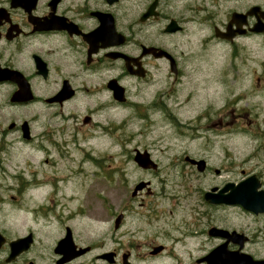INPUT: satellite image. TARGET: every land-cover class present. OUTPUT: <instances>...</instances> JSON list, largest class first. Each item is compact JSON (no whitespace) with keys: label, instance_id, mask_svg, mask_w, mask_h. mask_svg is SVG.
<instances>
[{"label":"flooded vegetation","instance_id":"af4514ba","mask_svg":"<svg viewBox=\"0 0 264 264\" xmlns=\"http://www.w3.org/2000/svg\"><path fill=\"white\" fill-rule=\"evenodd\" d=\"M128 2L0 0V264H208L205 258L218 246L226 255L244 254L264 264L263 155L253 151L231 154L226 149V133L229 138L247 134L246 127L250 125L237 107L236 96L232 98V107H227L219 100L217 103L195 100L196 92L189 89L186 101L192 110L186 121L170 117L171 124L181 123L186 128L187 150L172 159L174 167L179 168L176 175L184 178L183 198L199 195L192 208L198 216L190 227L181 229L180 237L124 238L129 230L123 228L130 217H136L137 205L149 213L150 219L153 217L145 196L156 193L154 176L140 178L131 185L129 173L124 170L125 186L119 184L125 193L119 196L111 184L106 205L101 208L107 223L106 238H90L80 231L76 222L82 216L81 211H85L82 206L71 209L65 201L57 202L53 198L51 204L45 201L29 207L27 202L31 199L27 195L39 187L33 180V176L38 178L36 172L21 165L7 169L18 144L26 150L40 137L54 147L60 144L69 153L65 146L74 142L73 137L81 126H99L94 114L115 104L130 109L143 103L131 97L130 86L124 84L127 79L155 81L151 77L152 67L160 73L162 62L168 64L173 79H182L187 72L182 68L180 56L163 43L162 35L174 37L185 33L186 25L193 22L211 26V34L201 39L199 50L181 52L187 55L186 62L194 59L188 72L195 80L203 72L211 43L232 47L246 39L264 38V0H252L243 6L241 0H196L179 15L174 14L171 5L167 7L168 0H143L138 17L132 21ZM231 2L233 6L227 5ZM208 4L226 12L223 19L212 25L210 22L215 17L209 16ZM173 22L178 28L169 31ZM160 50L169 56L156 54ZM112 80L124 87V101L114 97L109 86ZM34 104L41 106L34 109ZM182 104L178 92L159 90L147 107L170 114V110L182 109L178 108ZM81 111L85 112L79 126ZM35 113L44 115L40 134L34 133ZM229 114L233 119L227 122ZM71 120H76L74 125H70ZM229 124L236 127L226 130ZM101 127L102 131H108L106 125ZM67 132H73V137H67ZM259 136L255 133L253 137L264 143ZM150 157L155 167L151 164L142 168L135 162V155L131 156L135 172L157 175L161 162L151 153ZM70 177H52L43 181L44 188L51 186L54 197L58 196L66 187L60 188V181ZM141 182L145 186L136 190ZM241 188L248 192L245 202L251 209L231 203L230 193ZM218 198L222 201L215 202ZM199 206L205 208L199 211ZM253 207L262 211L255 212ZM30 209L45 217L52 212L49 223L58 226L55 238H36L32 230L19 235L17 212ZM87 210L88 217L93 216L89 205ZM39 215L35 216L36 220ZM30 235L32 238H24ZM194 251L199 252L196 257Z\"/></svg>","mask_w":264,"mask_h":264},{"label":"rangeland","instance_id":"374dc122","mask_svg":"<svg viewBox=\"0 0 264 264\" xmlns=\"http://www.w3.org/2000/svg\"><path fill=\"white\" fill-rule=\"evenodd\" d=\"M142 1L129 0L130 21L138 17ZM194 1L196 0H168L167 7L171 5L174 14L179 15L186 6H189L188 4ZM251 1L241 0V5L249 4ZM227 5L233 6V2ZM208 6L209 16L215 17L213 23L210 22L211 25L223 19L225 11L210 4ZM186 26L185 33H179L174 37L162 35L163 43H166L168 47L176 51V55L180 56L182 68L187 72L182 79H173L170 76L169 66L165 62H162L160 73L152 67L151 77L155 81L151 80L147 83L127 79L124 84L130 86L131 97L143 103L130 109L115 104L103 112L94 114L98 127L96 124L83 125L74 137L71 136L73 132L72 134L67 132L66 136L74 139V142L65 146L69 153L64 151L60 144L54 147L43 139L41 140L40 137L35 138L31 144L32 148L27 147L26 150L20 149V144H18L11 163L6 166L7 169H14L15 166L21 165L25 167L24 169H32L36 172L35 176L37 175L38 178L34 179L33 176V180L39 184V187L33 188L28 193L27 196L31 199L27 202L29 207L45 201L51 204L53 198L57 202L65 201L71 209L82 206L85 211H81L82 216L76 219L80 231L86 233L88 237L92 236L90 238H106L107 223L104 222L105 213L101 208L105 207L104 204L106 205L107 193L111 184L114 192H117L119 196L125 193L122 185L119 184L123 183L125 186V179L122 177V172L125 170L129 173L128 179L131 185L140 178L149 179L154 176L152 178L153 190L156 193L145 196L151 204L153 217L150 219L149 213L137 205L136 217H130L128 224L123 228V230H129L124 238L182 236L181 229L190 227L198 216L192 208L196 206L199 195L191 194L189 198H183L186 194L181 184L184 178L176 175L179 168L174 167L172 159L174 156L182 155L183 150H187V138L184 135L186 128L181 123L175 126L169 121L171 116L183 121L188 118L189 111L192 110L191 105L186 101L189 89L196 92L193 95L195 100L199 98L214 103L219 100V102H225L227 107H232V98L236 96L237 107L241 108L245 123L250 125L246 127L249 129L247 134L241 133L229 138L226 133L228 138L225 139L226 149L231 154H250L252 151L254 154L262 153L264 159V143L253 137L257 133L260 135L259 138L264 139V38L246 39L232 47L225 43H211L208 47V55L203 62L202 76L198 74L199 80H195L194 75L188 72L194 59L186 62L187 55L185 54L199 50L201 39L211 34L212 30L211 26H201L196 22L188 23ZM182 51L185 52L184 55ZM159 90L178 92L179 101L183 103L178 108L182 107V109L170 110V114L168 111L164 113V110H150L147 103ZM40 106L41 104H34L33 107L37 109ZM84 112L78 113L80 114L79 126ZM33 116L34 133L40 134L43 130L44 115L35 113ZM125 118L127 123H125ZM231 119H233L232 116L227 115V122ZM75 121L71 120L70 125H74ZM101 124L106 125L108 131L105 129L102 131ZM233 127L236 126L229 124L225 129ZM58 139L60 140L59 136ZM46 143L48 146L44 150L43 146H46ZM135 149L148 150L155 159L161 162V171L157 175L135 172V164L131 160ZM88 153H91L93 158L88 156ZM46 159H49V162H46ZM25 161H27V168ZM55 176L71 177L65 182L60 181V188H64L65 185L66 187L54 197L51 186L44 188L43 181ZM21 203L25 202L21 200ZM21 203H18V207L22 205ZM87 205L92 209L93 216L91 217H88L90 212L87 210ZM204 208V206H199V211ZM170 210H174V213H170ZM39 214L40 212L33 213L31 209L18 210L19 235H26L28 230H32L36 238H55L58 226L54 222L49 223L50 216H53L52 212L48 217ZM38 215L40 217L36 220L35 216ZM148 219H150V225H148ZM177 227H179L178 230ZM209 249H211L210 246ZM198 254L199 252L194 251V257Z\"/></svg>","mask_w":264,"mask_h":264},{"label":"water","instance_id":"95a60500","mask_svg":"<svg viewBox=\"0 0 264 264\" xmlns=\"http://www.w3.org/2000/svg\"><path fill=\"white\" fill-rule=\"evenodd\" d=\"M178 27L174 25V22L169 26L168 30L169 31H175ZM114 30V29H113ZM154 50V49H153ZM157 50V49H155ZM160 53H156L159 55H167L169 54L164 51L160 50ZM109 86L111 89L114 91V97L120 101L125 100V95H124V88L120 86L116 80H112L109 83ZM135 161L142 166L143 168H149L151 164H153V167H155L153 160L150 157V154L148 151H139L137 150ZM145 182L140 183L136 190L141 189L142 187L145 186ZM231 203H240L243 204L246 208L251 209L250 205L245 202L246 198L248 199V192L241 188L238 190H233L230 195ZM215 202H221L222 199L218 198L217 200H214ZM247 201V200H246ZM253 211L258 212L261 211L260 208H252ZM227 234V233H226ZM26 238H32V236H28ZM223 250L221 247H218L217 249L213 250L207 257L206 260L208 264H261V261H254L253 259H249L247 255L241 256V255H234V254H224Z\"/></svg>","mask_w":264,"mask_h":264}]
</instances>
